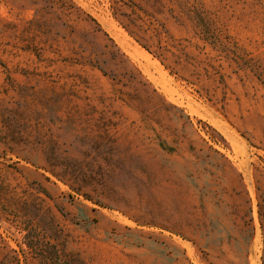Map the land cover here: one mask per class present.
I'll return each mask as SVG.
<instances>
[{
  "label": "rangeland",
  "instance_id": "1",
  "mask_svg": "<svg viewBox=\"0 0 264 264\" xmlns=\"http://www.w3.org/2000/svg\"><path fill=\"white\" fill-rule=\"evenodd\" d=\"M76 259L264 264V0H0V264Z\"/></svg>",
  "mask_w": 264,
  "mask_h": 264
},
{
  "label": "trees",
  "instance_id": "2",
  "mask_svg": "<svg viewBox=\"0 0 264 264\" xmlns=\"http://www.w3.org/2000/svg\"><path fill=\"white\" fill-rule=\"evenodd\" d=\"M72 264H81L80 262H79V260H75Z\"/></svg>",
  "mask_w": 264,
  "mask_h": 264
},
{
  "label": "bare ground",
  "instance_id": "3",
  "mask_svg": "<svg viewBox=\"0 0 264 264\" xmlns=\"http://www.w3.org/2000/svg\"><path fill=\"white\" fill-rule=\"evenodd\" d=\"M142 56V55H141Z\"/></svg>",
  "mask_w": 264,
  "mask_h": 264
}]
</instances>
